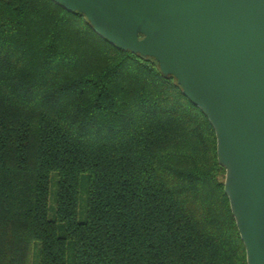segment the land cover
I'll list each match as a JSON object with an SVG mask.
<instances>
[{"label":"trees","instance_id":"1","mask_svg":"<svg viewBox=\"0 0 264 264\" xmlns=\"http://www.w3.org/2000/svg\"><path fill=\"white\" fill-rule=\"evenodd\" d=\"M224 176L154 59L52 0H0V264H247Z\"/></svg>","mask_w":264,"mask_h":264},{"label":"water","instance_id":"2","mask_svg":"<svg viewBox=\"0 0 264 264\" xmlns=\"http://www.w3.org/2000/svg\"><path fill=\"white\" fill-rule=\"evenodd\" d=\"M154 59L212 125L247 264H264V0H52Z\"/></svg>","mask_w":264,"mask_h":264},{"label":"rangeland","instance_id":"3","mask_svg":"<svg viewBox=\"0 0 264 264\" xmlns=\"http://www.w3.org/2000/svg\"><path fill=\"white\" fill-rule=\"evenodd\" d=\"M87 179L83 175L80 180L79 189V203H78V219L80 221L85 219L86 216V197H87ZM56 191H57V177L54 173L50 176L49 186V199H48V217L54 218L56 207ZM38 248L33 253V264H37ZM67 264H72V251L70 248L67 250Z\"/></svg>","mask_w":264,"mask_h":264}]
</instances>
